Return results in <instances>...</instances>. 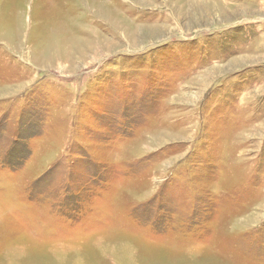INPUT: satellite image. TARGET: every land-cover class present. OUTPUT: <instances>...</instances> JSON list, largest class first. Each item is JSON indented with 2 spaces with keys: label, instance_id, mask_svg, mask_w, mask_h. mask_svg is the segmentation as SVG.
<instances>
[{
  "label": "rangeland",
  "instance_id": "obj_1",
  "mask_svg": "<svg viewBox=\"0 0 264 264\" xmlns=\"http://www.w3.org/2000/svg\"><path fill=\"white\" fill-rule=\"evenodd\" d=\"M0 264H264V0H0Z\"/></svg>",
  "mask_w": 264,
  "mask_h": 264
}]
</instances>
